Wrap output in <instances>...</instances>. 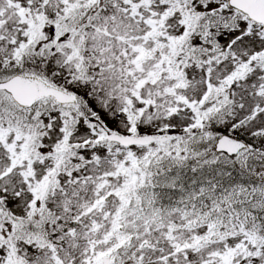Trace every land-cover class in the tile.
Listing matches in <instances>:
<instances>
[{
    "label": "snow or ice",
    "instance_id": "obj_1",
    "mask_svg": "<svg viewBox=\"0 0 264 264\" xmlns=\"http://www.w3.org/2000/svg\"><path fill=\"white\" fill-rule=\"evenodd\" d=\"M0 264H264V0H0Z\"/></svg>",
    "mask_w": 264,
    "mask_h": 264
}]
</instances>
